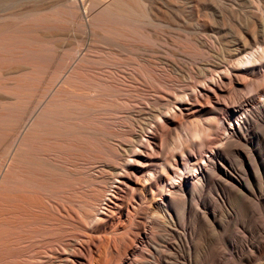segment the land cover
<instances>
[{"label": "bare ground", "instance_id": "1", "mask_svg": "<svg viewBox=\"0 0 264 264\" xmlns=\"http://www.w3.org/2000/svg\"><path fill=\"white\" fill-rule=\"evenodd\" d=\"M0 1L16 8L14 18L0 20V66L24 62L18 70L32 71L35 63L52 59L48 30L59 16L43 12L48 1L33 8L28 2ZM31 10L42 13L31 15ZM60 12L99 34L98 41L112 40L120 57L111 59L110 73L103 77L88 73L83 62L58 63L21 115L0 113V264H155L139 254L161 252L159 240L174 248L177 242L167 235L175 232L178 218L187 212L205 216L212 194L225 189L242 204L253 194L257 167L245 147L254 142V127L264 122V94L256 99L264 92V46L238 49L237 63L228 66L187 67L193 89L173 92L166 76L178 68L175 61L128 56L145 47L133 40L143 23H164L153 2L144 0L141 9L136 0H92L84 15L75 0ZM152 32L147 38L157 37ZM144 69L154 93L146 88ZM14 83L8 91L13 101L0 103L1 108L22 106L25 83ZM227 83L230 90L248 89V96L236 98ZM5 88L0 82V90ZM227 108L231 113L225 114ZM144 110L150 116L146 124L138 119ZM66 132L82 139L78 147L92 155L91 161L83 157L71 168L51 155L46 142ZM168 139L170 150L162 147ZM183 230L184 236L192 233ZM137 254L140 260L134 259Z\"/></svg>", "mask_w": 264, "mask_h": 264}, {"label": "rangeland", "instance_id": "2", "mask_svg": "<svg viewBox=\"0 0 264 264\" xmlns=\"http://www.w3.org/2000/svg\"><path fill=\"white\" fill-rule=\"evenodd\" d=\"M18 1H20V3L25 2L24 4L28 2L26 5L33 8L37 6L39 2L41 3V1L44 0ZM47 1L48 8L45 11L43 10V12H47L49 15L59 16L54 22H52L53 24L48 30L52 41V59L44 60L41 63H35L36 69L32 71L18 70L25 65L24 62L11 63L8 61L0 66V82H5L6 84L5 90H0L1 104H10V102L13 101L11 94L8 91L15 87L14 82L19 81L25 83V86H22L21 88L19 87L23 91V100L20 102L22 106L19 104L16 108L5 109L1 108L2 106L0 104V113L2 112L1 114L3 115L4 113H12V110L14 116H19L22 112V108L25 109V107L31 105L30 97L33 96L31 94L37 92L39 88H42L47 84L50 74L56 71L55 66L58 63L66 61L72 67L78 61L83 62L90 67L87 69V72L98 77L109 74L111 70V59L120 57L115 49H113L114 43L112 40L98 41V39L101 38L99 34H92L89 29L85 28V26L73 22L71 16L69 17L70 14H67L66 12L56 13L57 10L64 9L66 4H70L75 0ZM91 1L92 0H78L81 12L84 15H86V11H89ZM136 1L139 8L144 9V0ZM149 1H151V3L153 2V5L157 7L160 17H164V23L160 21L157 22V24L143 23L142 26L139 27L140 36L133 40L135 43L144 45L145 47L144 49H137V55L129 54L128 56L137 61H139L140 57H144V60L150 59L157 62L160 60L175 61V63L182 67V69L177 65L178 68H176L175 72L166 76L168 77L167 79L169 82L171 81L170 83L172 87L170 90L173 92H189L193 89L192 84L194 83V79H192L193 77L187 73L189 72L190 67H194L195 69H198L199 67L201 69L204 67L211 68L219 63H226L225 65L228 66L237 63L239 56L237 57L236 53L238 49L247 47V50L250 51L256 50L260 45L262 47L264 46L262 45L263 43H261V40H264V0ZM18 7L20 8L19 5ZM14 10H16L15 5H11L7 1H0V20L8 21L14 18L15 15L12 14ZM35 13L41 14L42 12L31 10V15ZM174 16L175 18L173 19ZM30 27L34 28V25H30ZM152 31L156 33L157 37L151 39L147 38L146 33H153ZM91 42H93L96 47L88 48V45ZM147 47H149V49ZM77 48H80L78 54H76L75 57H71L72 54L76 52ZM245 53L243 52L240 57ZM89 54L93 55L88 61L86 58ZM167 56L168 58H166ZM134 67L138 68L137 70L141 72L138 65H134ZM179 70L180 72L184 71V73H179ZM147 73V70L144 69V83L151 87H146L148 91L154 93L153 89H155V87L152 86L151 81L149 82V78H147L149 76ZM9 82L11 83L9 84ZM184 85L186 86L183 87ZM226 88H231V85L227 83ZM230 91H232L230 93L236 95V98L242 97V95L248 96L249 92L248 89L240 91H234V89H231ZM262 94H264V92L256 97L257 101L260 100V98L262 99ZM227 96L229 97L224 99L228 105H231L230 95L228 94ZM102 97L103 96H100V98ZM104 98L112 100L111 97L104 96ZM93 100L95 99L92 98V101ZM236 103L238 104L239 101ZM6 110L7 112H5ZM227 110L228 108L225 110V114L231 113V110ZM30 114L31 112L29 115ZM148 114V110H144V115L140 116L142 118L139 117L138 119L145 123L142 121H140V123L142 122L146 124V122L148 123L150 121V116ZM29 115L28 119L30 118ZM28 121L29 120L26 122ZM131 122L135 124L137 129H139L137 122L134 123L132 120ZM254 129V142L252 145L250 144L248 147H245L246 152L248 150L249 153L250 151L252 152L257 167L256 183L252 190L253 194L249 196L250 199L242 204V202L233 199L234 197L229 189L221 190L223 194L221 192H219V195H215L217 192L213 193V199L208 202L210 211L206 214L207 217H205L206 215L199 217L198 215L187 212L185 219L178 218L175 232H170L171 234L167 235L172 241L175 243L177 242L176 245L178 247L176 245L174 248L167 246L166 243L159 240L160 243L164 245V247H162L164 252L163 250L161 251L163 252L162 255L161 252L158 253L154 251L152 254L150 253L146 256L141 254L143 257L139 254L140 259L155 261V264H264V122H259ZM63 135L59 136V139L53 138V140L46 142L48 147H50L49 152H52L51 155L53 157L62 161L63 164H69V167L71 166V168H75L73 165H77L83 157H86L87 159L92 157L90 153H86L78 147L79 143L82 142V139L75 138L70 132H66ZM80 140L81 142H79ZM169 141V139L167 142L166 140H163L162 144L164 143V145H162V147L166 148L167 146L166 149L170 150L171 144H169ZM171 142H173V140ZM69 145L71 146L69 147ZM233 160L236 159L234 158ZM108 181L110 182L112 180L106 179L103 183L108 187H111L112 183H109ZM220 193L230 200L226 201ZM129 197V195L126 196L127 199L125 200L127 201ZM219 197H223L224 201ZM123 206L126 208V204ZM201 210L204 209L201 208ZM184 227L188 228L189 232L192 231L188 237L183 234ZM161 229V234L163 233L164 235L165 230H163V228ZM109 235L113 237L112 234H108L107 236L110 237ZM221 244H224V247ZM94 250L97 251L96 248ZM251 252H253L252 254L254 257L250 259L246 258ZM97 253L99 252L97 251ZM244 254L248 255L245 256ZM1 256L2 255L0 254V257ZM153 256H155L156 259H154ZM136 257L138 258V254L134 256V259ZM98 258L100 261L102 260V263L104 262V257H102V255ZM21 264L24 263L21 262Z\"/></svg>", "mask_w": 264, "mask_h": 264}]
</instances>
